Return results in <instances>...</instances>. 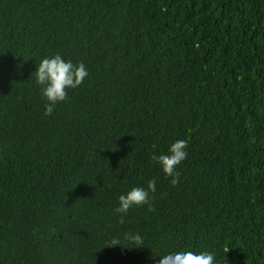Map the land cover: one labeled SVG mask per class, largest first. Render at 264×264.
Segmentation results:
<instances>
[{"label":"trees","instance_id":"trees-1","mask_svg":"<svg viewBox=\"0 0 264 264\" xmlns=\"http://www.w3.org/2000/svg\"><path fill=\"white\" fill-rule=\"evenodd\" d=\"M57 54L89 75L44 116ZM180 139L173 187L150 157ZM151 179L155 210L119 223ZM178 251L264 264V0H0V264Z\"/></svg>","mask_w":264,"mask_h":264},{"label":"clouds","instance_id":"clouds-1","mask_svg":"<svg viewBox=\"0 0 264 264\" xmlns=\"http://www.w3.org/2000/svg\"><path fill=\"white\" fill-rule=\"evenodd\" d=\"M35 83L40 88L42 98L46 100L44 116H49L55 110L58 103L69 99L68 90L78 88L89 73L85 65L81 62L74 64L72 61H65L60 55L45 57L39 63L34 72ZM187 139H180L171 144L168 154H153L150 160L158 164L166 177H171L170 184L175 187L179 183L180 172L178 165L186 159L188 146ZM156 180L147 182L146 188L133 187L125 195L118 198V207L114 209L116 213L122 214L119 223L123 224V215L127 214L132 207L147 205V211H154V206L150 194L156 191ZM125 238L131 241L136 247L143 245V238L139 234H125ZM120 241L112 239L109 246L119 245ZM229 249H226L227 253ZM224 259V258H223ZM158 264H215L213 253L204 251L199 254L193 251H178L162 256ZM224 264H227L224 259Z\"/></svg>","mask_w":264,"mask_h":264}]
</instances>
